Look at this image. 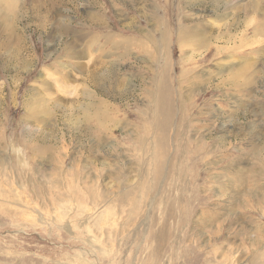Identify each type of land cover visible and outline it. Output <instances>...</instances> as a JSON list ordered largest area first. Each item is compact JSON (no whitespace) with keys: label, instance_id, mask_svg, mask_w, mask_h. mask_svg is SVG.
Here are the masks:
<instances>
[{"label":"rangeland","instance_id":"obj_1","mask_svg":"<svg viewBox=\"0 0 264 264\" xmlns=\"http://www.w3.org/2000/svg\"><path fill=\"white\" fill-rule=\"evenodd\" d=\"M217 1L0 0V264H264L261 17Z\"/></svg>","mask_w":264,"mask_h":264},{"label":"bare ground","instance_id":"obj_2","mask_svg":"<svg viewBox=\"0 0 264 264\" xmlns=\"http://www.w3.org/2000/svg\"><path fill=\"white\" fill-rule=\"evenodd\" d=\"M217 1V0H216ZM219 1H221V0H218L217 2H219ZM249 1V3L250 4H248L249 5V7H248V9L247 10H249L248 12L249 13H256V14H259L260 15V22H258V23H260V24H258L257 23V25L255 26V28H253V30H252V33L254 34V33H263L264 34V5H262L263 4V2L261 1V3H260V1H257V0H248ZM215 2V1H214ZM248 3V2H247ZM226 4V3H225ZM245 4V3H244ZM239 7V6H238ZM240 9V8H239ZM246 10V11H247ZM250 15H252V14H250ZM255 15V14H254ZM244 18V17H243ZM245 19V18H244ZM247 20V19H246ZM242 28V27H241ZM210 33V32H209ZM224 33V32H223ZM225 35V34H224ZM217 37V36H216ZM225 42V41H224ZM254 51V50H253ZM167 94V93H166ZM161 102H163V99L161 100ZM167 111H168V109H167Z\"/></svg>","mask_w":264,"mask_h":264}]
</instances>
